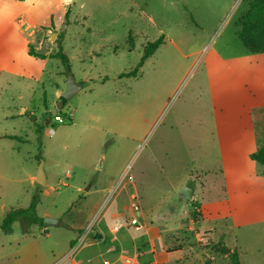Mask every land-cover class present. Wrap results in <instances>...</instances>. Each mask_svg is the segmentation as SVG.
<instances>
[{
    "label": "rangeland",
    "instance_id": "rangeland-1",
    "mask_svg": "<svg viewBox=\"0 0 264 264\" xmlns=\"http://www.w3.org/2000/svg\"><path fill=\"white\" fill-rule=\"evenodd\" d=\"M243 1L0 0V24L17 18L16 27L28 34L38 29L23 15L32 14L50 45L45 61L0 50V222L34 198L39 217L59 221L46 235L23 234L19 222L8 235L0 231V264H47L69 250L84 227L118 226L116 208L130 212L123 210L127 201L113 202L125 172L132 177L126 185L140 190L148 225L164 223L152 222L154 213L173 206L183 229L162 241L182 251V264H233V255L240 264H264V206L240 225L232 215L218 220L217 232L224 233L218 240L216 231L198 225L199 204L176 198L190 175L200 173L209 176L206 198L220 196L229 180L210 174L217 172L218 147H242L248 139L232 127L226 128L232 134L219 135L214 126V113L232 105L227 98L221 107L222 91L235 93L242 80L252 91L257 82L238 72L240 64L254 65L236 37L247 10ZM159 37L138 74L121 78ZM59 45L69 68L48 58ZM68 72L82 89L61 108L59 122L50 109L65 91ZM257 84L264 86V79ZM37 157L44 183L36 181Z\"/></svg>",
    "mask_w": 264,
    "mask_h": 264
},
{
    "label": "crops",
    "instance_id": "crops-1",
    "mask_svg": "<svg viewBox=\"0 0 264 264\" xmlns=\"http://www.w3.org/2000/svg\"><path fill=\"white\" fill-rule=\"evenodd\" d=\"M23 15H26L38 29L27 34L23 28L16 27L17 18L7 17L6 21L0 24V50L10 51L13 56L19 54L24 60L29 61L35 58L28 54L31 47L35 52L45 55L46 58L43 59L45 61L50 49V45L44 44L45 31L32 14L29 15L26 12ZM244 58L254 65L240 64L238 72L252 75L257 80L253 84V90L249 91V84L242 80L238 83V87L235 86V93L228 94L222 91L221 97L217 99L221 107L229 105L227 98L232 100V105L229 108H220L217 113H214V126L217 134L234 133L239 136V134L245 133L246 137L248 136L245 143L242 141V147H218L220 155L217 160V168H215L217 172L210 174L218 176L219 179L224 176L225 180L229 181H227L225 189L218 191L220 196L209 201L205 194L211 192L212 189L204 184L209 176L206 173H200L192 177L191 174L189 179V182L194 179L193 186H191L193 188L192 202L199 204L201 212L200 220L197 223L203 229H211L214 232H217L216 222L218 220H223L226 223L232 215L233 224L240 225L241 221H248L250 219L248 217H252L264 206V167L261 165L258 167L257 163L250 158L252 153L264 145V86L257 84L260 79H264V66L259 65L264 61V53H250ZM236 75H238L237 71ZM207 125L209 128V124ZM227 127H232V133L226 130ZM222 129L224 130L222 131ZM134 192L140 197L137 185H125L121 187L113 202L118 205L117 201H127L129 204L131 194ZM176 198L179 199L178 194ZM127 208V205L123 206V210L128 211ZM117 209L116 217L120 221L118 226L114 225L109 228L106 223L105 228L100 226L84 227L78 231V235L86 232V238L77 245L73 244L76 240H72L69 250H65L59 259L51 260L47 264H105V262L107 264H122L125 259H129L131 264H177V262L182 264L179 260L182 258V251L169 250L162 241L164 234L183 229L181 222L175 220L177 214L174 213L173 206L168 205L160 212L154 213L152 222L164 221V223L158 224L148 225L141 211L139 215L141 227L138 231L128 223L127 217H131L132 213L119 212ZM107 211L109 209H106L104 213ZM104 213L102 214L103 218ZM122 220L123 222H121ZM195 225L192 220L187 222V226L190 228ZM88 227L89 229H87ZM43 231L40 232L46 235V229ZM140 231H143L141 235L134 233ZM90 233L93 235L88 239ZM223 234L218 231L217 239L219 240Z\"/></svg>",
    "mask_w": 264,
    "mask_h": 264
},
{
    "label": "trees",
    "instance_id": "trees-1",
    "mask_svg": "<svg viewBox=\"0 0 264 264\" xmlns=\"http://www.w3.org/2000/svg\"><path fill=\"white\" fill-rule=\"evenodd\" d=\"M21 2L23 0H16ZM247 3V10L240 17L237 22L236 37L241 42L243 47L252 54L264 53V0H244ZM243 1V2H244ZM163 38L159 37L155 41L148 43L139 58L136 66L129 72L120 74V77H135L138 74L139 68L143 65L144 61L148 59L162 43ZM28 54L38 59H45L46 56L35 52L31 47ZM50 59H58L63 66L69 68L68 58L61 51L59 45V51L50 54ZM62 100V98H60ZM63 107L66 101L63 100ZM51 115V114H50ZM59 116V113L57 115ZM250 158L257 164L264 167V145L261 146L256 152L250 155ZM39 161V157H37ZM190 186H193V181L189 182ZM37 200L34 198L33 202L26 209H11L9 210L2 222H0V231L6 235L11 233V227L14 222H19L21 232L23 234L32 235L33 230L43 231V219L37 215L36 212ZM75 241L73 242V244ZM233 264H240L236 256H232Z\"/></svg>",
    "mask_w": 264,
    "mask_h": 264
},
{
    "label": "water",
    "instance_id": "water-1",
    "mask_svg": "<svg viewBox=\"0 0 264 264\" xmlns=\"http://www.w3.org/2000/svg\"><path fill=\"white\" fill-rule=\"evenodd\" d=\"M82 89V85L78 83L73 75L68 72L67 73V78H66V86H65V91L61 95L62 100L56 103L55 107L50 109V114L55 117L60 111L61 108L63 107L64 101H69L74 97L80 90ZM36 181L38 183H44L45 182V175L43 171V162L39 161L38 164V170H37V175H36ZM178 197L181 201H183L185 204H188L193 197V188L189 185L184 186L180 192L178 193ZM59 221L55 219H51L48 217L43 218V229H46L48 226L51 225H58ZM92 233L89 234L88 239L92 238Z\"/></svg>",
    "mask_w": 264,
    "mask_h": 264
},
{
    "label": "built area",
    "instance_id": "built-area-1",
    "mask_svg": "<svg viewBox=\"0 0 264 264\" xmlns=\"http://www.w3.org/2000/svg\"><path fill=\"white\" fill-rule=\"evenodd\" d=\"M54 120L60 122L61 118L56 115L54 117ZM52 133H53V130L51 129V134ZM131 182H132V177L127 172H125L121 176V178H120V180L118 182V186H122L123 187L127 183H131ZM128 209L132 213V216L129 217V219H128L129 225L133 226L136 231L140 230L141 226L139 224V215L141 213V207H140V198H139V196L137 195L136 192L131 194L130 201H129V204H128ZM196 211L200 212V209L196 208ZM134 213H138V216H135ZM85 238H86V232L81 234V235H79V237L76 239V242H75L74 245L80 244ZM105 264H107V262H105ZM122 264H131V261L129 259H125Z\"/></svg>",
    "mask_w": 264,
    "mask_h": 264
}]
</instances>
